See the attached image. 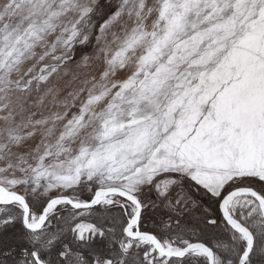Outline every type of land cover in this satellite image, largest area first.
Masks as SVG:
<instances>
[{
	"label": "snow or ice",
	"instance_id": "6c2138e0",
	"mask_svg": "<svg viewBox=\"0 0 264 264\" xmlns=\"http://www.w3.org/2000/svg\"><path fill=\"white\" fill-rule=\"evenodd\" d=\"M0 264H264V0H0Z\"/></svg>",
	"mask_w": 264,
	"mask_h": 264
}]
</instances>
